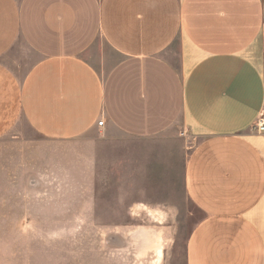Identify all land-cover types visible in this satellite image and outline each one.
<instances>
[{"label": "crops", "instance_id": "1", "mask_svg": "<svg viewBox=\"0 0 264 264\" xmlns=\"http://www.w3.org/2000/svg\"><path fill=\"white\" fill-rule=\"evenodd\" d=\"M259 118L264 0H0V137L198 138L184 185L204 216L186 264H264ZM108 245L135 259L134 242Z\"/></svg>", "mask_w": 264, "mask_h": 264}, {"label": "rangeland", "instance_id": "2", "mask_svg": "<svg viewBox=\"0 0 264 264\" xmlns=\"http://www.w3.org/2000/svg\"><path fill=\"white\" fill-rule=\"evenodd\" d=\"M197 141L179 125L142 140L93 132L83 145L0 137V264H123L108 242L135 243L125 264H186L204 216L184 185Z\"/></svg>", "mask_w": 264, "mask_h": 264}, {"label": "built area", "instance_id": "3", "mask_svg": "<svg viewBox=\"0 0 264 264\" xmlns=\"http://www.w3.org/2000/svg\"><path fill=\"white\" fill-rule=\"evenodd\" d=\"M103 124H104V120L102 119L99 121V125H103ZM256 126L259 131H263L264 130V119L259 118L258 121L256 122Z\"/></svg>", "mask_w": 264, "mask_h": 264}]
</instances>
